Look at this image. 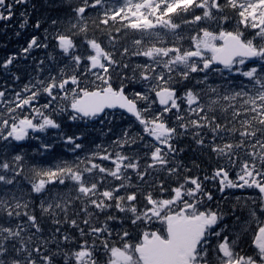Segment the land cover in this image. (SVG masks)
Here are the masks:
<instances>
[{
	"label": "snow or ice",
	"instance_id": "1",
	"mask_svg": "<svg viewBox=\"0 0 264 264\" xmlns=\"http://www.w3.org/2000/svg\"><path fill=\"white\" fill-rule=\"evenodd\" d=\"M14 21L0 264H264V0H0Z\"/></svg>",
	"mask_w": 264,
	"mask_h": 264
},
{
	"label": "trees",
	"instance_id": "2",
	"mask_svg": "<svg viewBox=\"0 0 264 264\" xmlns=\"http://www.w3.org/2000/svg\"><path fill=\"white\" fill-rule=\"evenodd\" d=\"M17 30L16 22L14 21L7 27L3 23H0V47H5L6 49H10L11 47L14 46V50L17 49L22 43L24 42L25 35L29 31L28 28L22 30L21 36L17 37L15 35V31ZM14 42V44H13ZM5 55L3 52L0 51V57ZM41 53H37V55H40ZM97 143H100L101 141L97 139ZM187 143V142H186ZM183 159L185 163L190 164L193 160L196 161V163H199L201 165V168L207 169L208 165L211 163V161L208 160V158L201 157L199 151L197 150L196 152H192L189 150L184 156Z\"/></svg>",
	"mask_w": 264,
	"mask_h": 264
}]
</instances>
